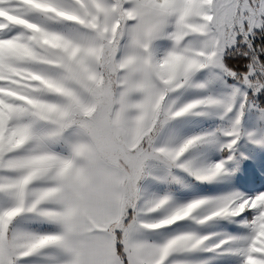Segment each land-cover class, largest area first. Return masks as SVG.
<instances>
[{
	"label": "snow or ice",
	"instance_id": "1",
	"mask_svg": "<svg viewBox=\"0 0 264 264\" xmlns=\"http://www.w3.org/2000/svg\"><path fill=\"white\" fill-rule=\"evenodd\" d=\"M0 264H264V0H0Z\"/></svg>",
	"mask_w": 264,
	"mask_h": 264
},
{
	"label": "rangeland",
	"instance_id": "2",
	"mask_svg": "<svg viewBox=\"0 0 264 264\" xmlns=\"http://www.w3.org/2000/svg\"><path fill=\"white\" fill-rule=\"evenodd\" d=\"M253 175H254V178L256 179V181L259 182V179H260L259 175L257 173H254Z\"/></svg>",
	"mask_w": 264,
	"mask_h": 264
}]
</instances>
